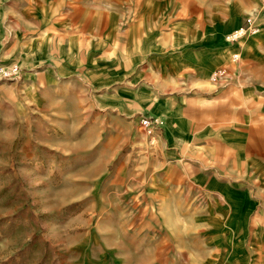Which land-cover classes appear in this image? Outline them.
Listing matches in <instances>:
<instances>
[{
  "label": "rangeland",
  "instance_id": "1",
  "mask_svg": "<svg viewBox=\"0 0 264 264\" xmlns=\"http://www.w3.org/2000/svg\"><path fill=\"white\" fill-rule=\"evenodd\" d=\"M259 9L0 0V264H264V24L226 39Z\"/></svg>",
  "mask_w": 264,
  "mask_h": 264
},
{
  "label": "crops",
  "instance_id": "2",
  "mask_svg": "<svg viewBox=\"0 0 264 264\" xmlns=\"http://www.w3.org/2000/svg\"><path fill=\"white\" fill-rule=\"evenodd\" d=\"M249 45V46H248ZM248 50H247V55H249V57H261L262 61H263V65H264V31L263 33L257 38V43H253L252 41H249L248 44ZM238 52V51H234L233 53ZM232 53V54H233ZM207 56L212 57L213 58V53H211L210 51H207L206 53ZM218 56V55H217ZM240 76H244V80H246V84L249 86H255V75L254 72L251 71H246V73H236V71L233 72V74H231V80H235L238 79ZM264 76V74H263ZM239 80V79H238ZM203 86H207L210 87L212 86V83L209 81H203L200 83ZM264 89V87H263ZM174 102V99L169 100V104ZM161 106V103L154 102L153 104V111H159V107ZM162 109L160 108V110H163L162 113H164L163 115H161L164 118L165 115V123L167 124L168 127H172L173 122H177L178 118L175 114L176 110L174 111V109H170L168 108V105L166 107L161 106ZM174 112V113H173ZM185 128V123L184 122H179L178 124H176V129H175V134L172 131V134L170 136V139L172 141L176 140V139H183L185 138L184 136V132L182 131L181 128ZM171 129V128H170Z\"/></svg>",
  "mask_w": 264,
  "mask_h": 264
},
{
  "label": "built area",
  "instance_id": "3",
  "mask_svg": "<svg viewBox=\"0 0 264 264\" xmlns=\"http://www.w3.org/2000/svg\"><path fill=\"white\" fill-rule=\"evenodd\" d=\"M263 24H264V0H260L259 16L248 17L244 25L231 31L226 36V39L229 42L240 41L245 37L258 33ZM238 59H239V53H234L232 55V60L237 61ZM228 77L229 75L227 72V68H218L210 75V80L213 82L226 81ZM157 121L151 117H143L141 120V126L148 132V134L154 135V133L158 129Z\"/></svg>",
  "mask_w": 264,
  "mask_h": 264
},
{
  "label": "bare ground",
  "instance_id": "4",
  "mask_svg": "<svg viewBox=\"0 0 264 264\" xmlns=\"http://www.w3.org/2000/svg\"><path fill=\"white\" fill-rule=\"evenodd\" d=\"M260 32V31H259Z\"/></svg>",
  "mask_w": 264,
  "mask_h": 264
}]
</instances>
